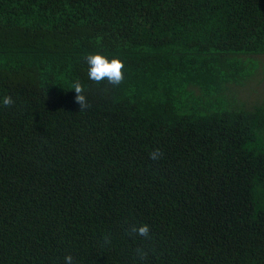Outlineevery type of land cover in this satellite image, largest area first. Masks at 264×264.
Here are the masks:
<instances>
[{
	"label": "trees",
	"instance_id": "1",
	"mask_svg": "<svg viewBox=\"0 0 264 264\" xmlns=\"http://www.w3.org/2000/svg\"><path fill=\"white\" fill-rule=\"evenodd\" d=\"M263 55L264 0H0V264H264Z\"/></svg>",
	"mask_w": 264,
	"mask_h": 264
},
{
	"label": "clouds",
	"instance_id": "2",
	"mask_svg": "<svg viewBox=\"0 0 264 264\" xmlns=\"http://www.w3.org/2000/svg\"><path fill=\"white\" fill-rule=\"evenodd\" d=\"M86 63L88 65L87 75L92 81L100 83L103 80H107L109 84L113 86L120 85L124 80V63L118 57L111 59L100 53H94L87 55ZM71 89L75 91V102L79 105V111L86 110L89 107L88 101L84 93V87L77 81ZM14 104V101L10 95H5L2 98V105L9 107ZM163 153L159 149H153L149 153L151 160L158 161L161 159ZM130 235H138L144 239L150 238V226L148 224H141L139 226L132 225L129 231ZM106 243H110V239L106 236ZM137 256L141 259H145L148 255L147 251L143 248L136 249ZM64 264H73V256L69 253L64 256Z\"/></svg>",
	"mask_w": 264,
	"mask_h": 264
},
{
	"label": "rangeland",
	"instance_id": "3",
	"mask_svg": "<svg viewBox=\"0 0 264 264\" xmlns=\"http://www.w3.org/2000/svg\"><path fill=\"white\" fill-rule=\"evenodd\" d=\"M255 60L259 62V65L250 81L246 85L234 87L239 103H244L248 108L256 103H264V55L255 57Z\"/></svg>",
	"mask_w": 264,
	"mask_h": 264
}]
</instances>
